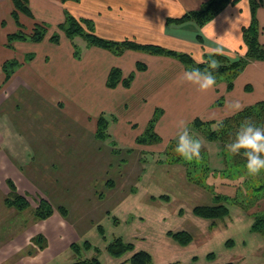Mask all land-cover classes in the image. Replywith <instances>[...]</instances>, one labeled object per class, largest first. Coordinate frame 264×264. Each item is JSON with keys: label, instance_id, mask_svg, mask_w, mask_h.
I'll list each match as a JSON object with an SVG mask.
<instances>
[{"label": "rangeland", "instance_id": "1", "mask_svg": "<svg viewBox=\"0 0 264 264\" xmlns=\"http://www.w3.org/2000/svg\"><path fill=\"white\" fill-rule=\"evenodd\" d=\"M69 82L73 87L58 85V95L64 107L72 110L81 94L73 92L78 81L71 75ZM47 95L21 86L3 98L0 108V126L4 123L5 134L11 136L6 144L12 156L2 157L5 148L0 143V160L11 169L15 165L17 171L9 177L0 165V264H40L42 253L31 239L39 233L57 236L58 231L71 233L70 245L89 242L91 247L82 255L95 256L102 264H131L133 255L141 251L149 253L152 264H264V233L252 230L257 217L264 218V201H260L264 170L253 176L243 164L227 166L226 160L235 162L233 154L227 151L226 159L223 145L198 134L204 161L202 167L190 171L202 179V187L189 180L184 165L167 160L180 156L175 148L182 129L173 124L165 128L170 119L162 123L164 111H153L156 125H161V140L142 141L148 137L145 116L148 112L153 116L152 111L140 108L139 95L109 98L107 104H116L115 111L102 102L109 124V137L104 141L85 132L82 117L55 107ZM123 118L132 122L122 123ZM186 126L192 130L189 123ZM140 132L143 135L137 136ZM12 176L22 183L19 190L30 197L31 205L23 212L4 204L9 194L6 181ZM38 195L55 208L64 206L68 215L62 218L55 211L51 219L35 220ZM216 204L229 209L223 219L194 214L197 206ZM180 231L189 233L192 240L183 244L169 234ZM117 238L132 245L119 257L108 250ZM70 245L45 264L74 262L77 254Z\"/></svg>", "mask_w": 264, "mask_h": 264}, {"label": "crops", "instance_id": "2", "mask_svg": "<svg viewBox=\"0 0 264 264\" xmlns=\"http://www.w3.org/2000/svg\"><path fill=\"white\" fill-rule=\"evenodd\" d=\"M208 1L210 0H29L30 14H19L17 23L13 17V0H0V108L3 98L6 99V96L15 93L21 86L35 93L46 91L52 105L67 110L68 114L76 118L82 117L87 128L85 132L95 136L98 118L104 113L103 109H107L104 106L116 110V104H107L114 95L117 98L119 94L139 95L137 101L140 108L145 112L152 111V116L155 110L164 111L162 123L166 118L170 119V122L165 123V128L170 127V124L178 126L181 121L186 125L191 124L196 118L205 121L222 120L238 112L235 110L237 103L242 106V110L264 101V60L249 62L233 81L232 88L224 78H220L216 79L213 89L200 92L196 86L183 81L182 75L187 68L173 56L136 50H127L117 55L108 49L89 45L82 37L70 40L59 32V26L65 22L69 13L78 19L92 20L95 34L115 42L132 40L140 44L157 45L179 53H188L197 62L204 61L205 56L217 54V48L222 50L219 54L232 59L244 56L247 49L243 40V28L248 27L252 21L249 0H237L227 5L202 27L194 22H167L168 19L180 18L186 13L199 10ZM262 1L256 17L260 28L259 40L264 46V11H261L264 9V0ZM36 24H43L48 28L49 32L42 41L16 40L10 42L11 46L7 45L9 35L21 30L28 34ZM55 32L60 34L58 43L50 40ZM75 51H78V56ZM13 60L19 62V66L6 80L3 66L7 61ZM139 64L144 65L142 70L138 69ZM113 68L121 70L122 78L135 75L129 86L122 83L114 88L107 86V79ZM69 75L78 81L77 89L73 92L83 95V98L81 95L76 98L80 102L72 105L75 107L72 110L64 107V101L58 95V85L73 87L69 82ZM102 102H106L104 106ZM127 104L123 105L125 109L128 108ZM149 117L148 112L145 116L147 125L151 120ZM124 122L128 125L132 121L123 118L122 123ZM132 126L135 127L136 124L132 123ZM4 127V123L1 124L0 143L5 148L1 155L6 158L12 157L6 144L11 136L5 134ZM156 128L155 131L159 134L161 125H156ZM0 165L3 173L10 174L9 177L17 172L15 165L11 169L9 164L1 160ZM21 176L20 174V178ZM16 184L22 188V183ZM262 200L264 201V197H261L260 201ZM55 215L56 213L49 219ZM60 232L62 231H58L59 235L53 237L44 234L48 239V246L40 251V264H45L53 256L69 248L71 233L62 232L60 236Z\"/></svg>", "mask_w": 264, "mask_h": 264}, {"label": "trees", "instance_id": "3", "mask_svg": "<svg viewBox=\"0 0 264 264\" xmlns=\"http://www.w3.org/2000/svg\"><path fill=\"white\" fill-rule=\"evenodd\" d=\"M249 1L251 6L252 21L248 27L243 28V40L247 50L244 56L237 57L235 59L221 54H214L207 57L205 56V59L202 62H197L193 58V56L188 53H179L157 45L140 44L132 40L115 42L103 39L95 34L94 23L92 20L81 18L78 19L69 13H67L65 22L59 26V32L64 33L70 40H74L76 37H82L89 43V45L108 49L117 55H120L127 50H139L149 52L151 54L173 56L181 63H183V65H185L187 69L200 68L203 71L207 67V62L210 58L216 59L219 62L218 69L214 71L216 79L224 78L228 82L229 87L232 88L233 81L235 80L237 75L248 65L249 62L264 60V46L259 40L260 28L258 26L256 17L257 9L263 4V1ZM235 2H237V0H210L205 3L199 10L186 13L180 18L168 19L167 22L176 24L194 22L199 27H202L210 22L213 18H215L223 10L224 7ZM13 3L15 6L13 17L16 22L19 23V14H30L29 0H13ZM48 32V28L45 25L36 24L33 30L28 34L21 30L18 33L9 35V43H7V45L11 46L10 42H14L16 40H30L33 42H39L45 38ZM59 32H55L51 36L50 40L58 43L60 40ZM75 53L78 56V51H75ZM18 66L19 62H17L16 60L7 61L4 64L3 70L6 75V80L11 77ZM143 68L144 65L139 64L138 69L142 70ZM134 77L135 75L132 74L129 77L122 78L121 70L119 68H113L109 73L107 86L110 88H114L121 83L125 86H129ZM155 118L156 113L148 123V128L146 130V134L148 137L142 139V141L144 140L145 143L148 139H150L151 142H158L161 140L158 133L154 131L157 123ZM245 120H251L254 124L264 127V101H260L255 103L254 105L245 107L237 113L222 120L205 121L201 118H196L190 124L192 126V130L189 132L194 138L198 139L199 134L204 138V140L210 142H218L223 145L224 148L222 150V154L226 158L227 150L225 148V145L234 138V134L239 129L241 123ZM108 125V121L106 120L104 115H100L97 121V131L95 135L96 139L101 141L108 139ZM139 142H141V139L139 140ZM233 158L235 159V162L233 161V163H231L230 160H226L227 166L229 163L240 165L243 164L244 166H246V159L243 155V150H241V153L239 155L233 154ZM203 159L204 155L203 153H200V156L198 158H193L192 160H185L181 156L167 160L174 164L184 165L187 170V176L189 180L203 187V184H201L202 179L196 178L195 173L193 171H190L191 168H194L196 170L198 167H202V162L204 161ZM207 166L208 165H206V167ZM205 169H207L208 171V168ZM195 179H197L198 181H196ZM6 183L9 187V194L4 199L5 206L14 208L19 212L27 210L31 205L29 201L30 197L26 194V192H21L19 190V187L13 179L8 178ZM111 185H113V183H111ZM262 188L263 187H260L258 188V190H261ZM35 198L37 203L36 207L33 210V216L35 220H47L54 215L55 211H58L63 217H66L68 215V210L64 206H58L55 208L47 198H44L40 195L36 196ZM216 198L220 197L217 196ZM228 212L229 209L223 204H216L214 206H197L194 208V214L196 216L213 220L223 219L225 216H227ZM252 230L264 233V218L261 219L260 216L257 217V221L253 225ZM169 234L173 235L174 238L179 239V241L183 244L189 243L192 240L191 235L185 231L175 233L169 232ZM31 242L37 247L39 251L44 250L48 246V239L43 233H39L34 236L31 239ZM89 247H91V245L87 241L83 243L82 246L76 243H72L70 245V248L77 254V258L70 264H102L100 260L95 256L86 258L82 255L83 251H85V249L87 250ZM130 249H132V245L123 242V240L120 238H117L108 247L109 252L116 257L121 256L124 252ZM130 263L152 264V260L149 253L141 251L133 255V257L130 259Z\"/></svg>", "mask_w": 264, "mask_h": 264}, {"label": "clouds", "instance_id": "4", "mask_svg": "<svg viewBox=\"0 0 264 264\" xmlns=\"http://www.w3.org/2000/svg\"><path fill=\"white\" fill-rule=\"evenodd\" d=\"M221 51L220 48L215 49L217 54ZM218 67L219 62L210 58L203 71L200 68H189L183 72L182 79L184 82L196 86L200 92H207L216 86L217 80L214 71ZM241 108L242 106L238 103L235 105V110L239 111ZM180 128L182 131L179 133L175 151L187 160L198 158L202 149L201 141L190 134L183 121L180 122ZM225 148L236 155H239L243 150L249 175H259L264 170V127L254 124L251 120L243 121L234 134V138L225 145Z\"/></svg>", "mask_w": 264, "mask_h": 264}]
</instances>
